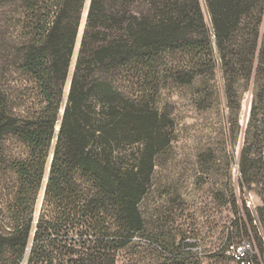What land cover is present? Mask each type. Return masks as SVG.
<instances>
[{"label": "trees", "instance_id": "1", "mask_svg": "<svg viewBox=\"0 0 264 264\" xmlns=\"http://www.w3.org/2000/svg\"><path fill=\"white\" fill-rule=\"evenodd\" d=\"M86 3L0 0V264H116L146 234L140 205L173 139L163 90L206 109L220 89L236 115L250 83L238 185L262 202L254 217L233 189L213 197L232 213L222 252L249 241L234 264H263L264 0H89L69 77Z\"/></svg>", "mask_w": 264, "mask_h": 264}, {"label": "rangeland", "instance_id": "2", "mask_svg": "<svg viewBox=\"0 0 264 264\" xmlns=\"http://www.w3.org/2000/svg\"><path fill=\"white\" fill-rule=\"evenodd\" d=\"M88 0L82 14L77 43L71 60L72 73L85 21ZM217 83L220 81L216 76ZM65 86V94L68 88ZM209 84H212L209 83ZM188 88L167 87L161 106L174 120L170 146L158 157L152 185L140 207L146 219V234L134 238L130 248L117 254L116 264H163L167 251H192L203 263L217 252L221 264H234L237 255L254 254L255 248L242 243L234 253L224 248L223 231L232 217L231 209L214 199L216 192L227 195L233 189L239 203L256 217L262 191L253 187L243 192L238 185V160L250 115L254 85L241 87L240 108L231 114L223 101L222 90L213 91L215 101L206 109L191 102ZM58 128V127H57ZM40 189L35 208L36 223L43 199ZM231 258H234L231 261ZM193 262L197 260L192 258ZM25 264V262H23ZM264 264V256H263Z\"/></svg>", "mask_w": 264, "mask_h": 264}, {"label": "water", "instance_id": "3", "mask_svg": "<svg viewBox=\"0 0 264 264\" xmlns=\"http://www.w3.org/2000/svg\"><path fill=\"white\" fill-rule=\"evenodd\" d=\"M88 4H89V0H88ZM87 8H88V5H87ZM86 14H87V10H86ZM86 14H85V17H86ZM62 112V111H61Z\"/></svg>", "mask_w": 264, "mask_h": 264}]
</instances>
